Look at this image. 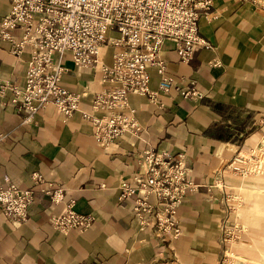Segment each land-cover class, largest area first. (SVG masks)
<instances>
[{
	"label": "crops",
	"instance_id": "1",
	"mask_svg": "<svg viewBox=\"0 0 264 264\" xmlns=\"http://www.w3.org/2000/svg\"><path fill=\"white\" fill-rule=\"evenodd\" d=\"M10 11V0H0V22ZM199 27L209 46L186 64L175 43L165 42L160 58L174 85L156 102L131 94L141 131L122 135L108 150L80 112L66 118L48 105L25 126L12 107L0 104V185L35 189L31 176L39 173L64 190L65 203L94 219L84 231L55 229L51 217L64 204L36 188L26 222L15 225L0 210V264H221L223 229L233 216L222 184H234L237 154L264 131V13L239 0H214L212 15ZM121 50L105 45L100 60L110 65ZM30 55V47L17 57L10 43L0 42L1 77L23 84ZM62 59L63 85L81 95L79 109L90 112L94 96L109 88L101 67H78L70 54ZM148 72L150 89L158 91V69ZM192 83L201 98L181 94ZM147 150L182 157L188 179L198 185L179 206L178 239L163 238L154 227L143 230L134 199L119 198L120 184L139 172Z\"/></svg>",
	"mask_w": 264,
	"mask_h": 264
},
{
	"label": "built area",
	"instance_id": "2",
	"mask_svg": "<svg viewBox=\"0 0 264 264\" xmlns=\"http://www.w3.org/2000/svg\"><path fill=\"white\" fill-rule=\"evenodd\" d=\"M264 13V0H239ZM11 11L0 22V42L11 45L19 57L26 47L30 59L20 84L0 75V104L12 107L25 126L33 124L48 105L56 107L66 118L80 112L94 128L101 147L108 150L126 133L137 135L141 126L136 109L129 102L131 94L144 95L156 102L161 93L175 83L166 73L161 50L173 41L183 63H190L201 47L209 42L200 34L201 18L212 15L214 0H10ZM21 31L17 37L15 31ZM115 34L116 37H111ZM113 45L122 50L113 55L110 65L100 60L101 49ZM70 54L78 67H101L102 82L109 88L94 96L91 111L79 109L81 95L63 85L66 68L63 56ZM161 76L158 91L150 89L149 67ZM193 85V83H192ZM185 98H201L194 88L182 90ZM182 157L166 151H145L139 172L131 181L119 186L120 200L134 199V214L143 230L154 227L163 238L178 239L182 230L177 217L184 197L197 191L188 179ZM32 181L40 193L62 212L51 217L52 226L67 233L84 231L93 223L92 216L77 213L75 203H65L62 188L47 183L34 173ZM35 189H22L6 181L0 185V210L15 225L29 217ZM155 200V202H153ZM152 221H150V219Z\"/></svg>",
	"mask_w": 264,
	"mask_h": 264
},
{
	"label": "rangeland",
	"instance_id": "3",
	"mask_svg": "<svg viewBox=\"0 0 264 264\" xmlns=\"http://www.w3.org/2000/svg\"><path fill=\"white\" fill-rule=\"evenodd\" d=\"M236 160L237 180L222 184L233 216L223 229L221 264H264V131Z\"/></svg>",
	"mask_w": 264,
	"mask_h": 264
}]
</instances>
